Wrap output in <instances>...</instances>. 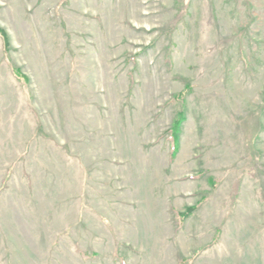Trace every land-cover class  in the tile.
<instances>
[{"label": "rangeland", "instance_id": "obj_1", "mask_svg": "<svg viewBox=\"0 0 264 264\" xmlns=\"http://www.w3.org/2000/svg\"><path fill=\"white\" fill-rule=\"evenodd\" d=\"M0 28V264H264V0H0Z\"/></svg>", "mask_w": 264, "mask_h": 264}, {"label": "trees", "instance_id": "obj_2", "mask_svg": "<svg viewBox=\"0 0 264 264\" xmlns=\"http://www.w3.org/2000/svg\"><path fill=\"white\" fill-rule=\"evenodd\" d=\"M0 36L2 37V40H3V46H4V49H5V52L8 51L9 47H10V44H9V38H8V35L6 34V32L0 28ZM14 74L17 76V77H20L22 80L26 79V77H24L19 69L17 67H13L12 68ZM191 90V85L189 83H185V86L183 88L182 91H180L179 93H176L173 95V98L175 100H179L181 102V105L183 106V101H184V95L189 92ZM185 119V115H184V111L183 109H180L177 111L175 117L173 118L172 120V123H171V126L168 128V130L166 132L169 133V136H170V140H171V152H170V157H174L176 152H177V149H178V140H179V136H178V133H179V127L182 123V121ZM196 209V206L193 205V206H189L187 207L184 211H181V212H178L177 213V216L181 219V220H184L185 218H187L188 216H190L192 214V212ZM87 254V253H86ZM85 254V255H86ZM88 255V254H87ZM90 256H95V254H92Z\"/></svg>", "mask_w": 264, "mask_h": 264}]
</instances>
